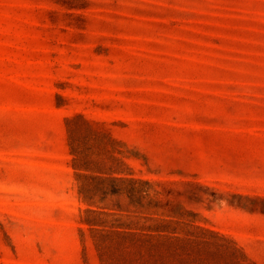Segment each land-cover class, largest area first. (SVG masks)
<instances>
[{
	"label": "rangeland",
	"instance_id": "1",
	"mask_svg": "<svg viewBox=\"0 0 264 264\" xmlns=\"http://www.w3.org/2000/svg\"><path fill=\"white\" fill-rule=\"evenodd\" d=\"M0 264H264V0H0Z\"/></svg>",
	"mask_w": 264,
	"mask_h": 264
}]
</instances>
